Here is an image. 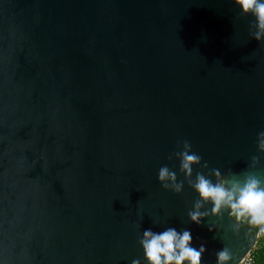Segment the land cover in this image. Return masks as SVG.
Here are the masks:
<instances>
[{
    "label": "water",
    "instance_id": "1",
    "mask_svg": "<svg viewBox=\"0 0 264 264\" xmlns=\"http://www.w3.org/2000/svg\"><path fill=\"white\" fill-rule=\"evenodd\" d=\"M251 23L232 0H0V264H130L169 225L206 245L201 264L255 248L227 216L190 223L187 183L157 181L185 139L224 173L258 154Z\"/></svg>",
    "mask_w": 264,
    "mask_h": 264
},
{
    "label": "clouds",
    "instance_id": "2",
    "mask_svg": "<svg viewBox=\"0 0 264 264\" xmlns=\"http://www.w3.org/2000/svg\"><path fill=\"white\" fill-rule=\"evenodd\" d=\"M232 3L241 17L252 18V38L257 42L264 40V0H232ZM256 146L258 154L251 157L244 173H224L219 168H209L206 160L202 163L201 154L193 150L190 140L185 139L182 144L178 142V150L173 154L179 161V170L162 165L157 181L163 189L177 194L187 183L195 194L192 207L187 211L188 221L192 224L200 226L211 218L220 220L227 216L233 237H239L241 232L264 234V173L257 168L264 157V130L258 132ZM197 166L199 170L193 178V169ZM178 175L183 179H178ZM207 230L216 232L219 226L209 223ZM138 243L142 258H134L130 264H201V256L206 251L204 243L199 247L193 244L191 228L181 229L175 225L163 230L146 227ZM246 262L247 256H240L227 245L216 252V264Z\"/></svg>",
    "mask_w": 264,
    "mask_h": 264
},
{
    "label": "trees",
    "instance_id": "3",
    "mask_svg": "<svg viewBox=\"0 0 264 264\" xmlns=\"http://www.w3.org/2000/svg\"><path fill=\"white\" fill-rule=\"evenodd\" d=\"M261 237L259 238L257 244H256V249H255V252L256 251H261V258H257V256L255 255V264L257 263V260H259V262L261 264H264V260H263V256H264V234H261L260 235ZM254 252V254H255Z\"/></svg>",
    "mask_w": 264,
    "mask_h": 264
},
{
    "label": "built area",
    "instance_id": "4",
    "mask_svg": "<svg viewBox=\"0 0 264 264\" xmlns=\"http://www.w3.org/2000/svg\"><path fill=\"white\" fill-rule=\"evenodd\" d=\"M256 249L253 248L246 256H247V262L246 264H255V254H254V250Z\"/></svg>",
    "mask_w": 264,
    "mask_h": 264
},
{
    "label": "rangeland",
    "instance_id": "5",
    "mask_svg": "<svg viewBox=\"0 0 264 264\" xmlns=\"http://www.w3.org/2000/svg\"><path fill=\"white\" fill-rule=\"evenodd\" d=\"M254 252H255V250H254ZM255 255L257 256V258L259 259V258H261L260 256H261V251H256L255 252ZM256 264H261L260 262H259V260H257V263Z\"/></svg>",
    "mask_w": 264,
    "mask_h": 264
}]
</instances>
